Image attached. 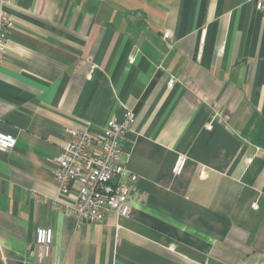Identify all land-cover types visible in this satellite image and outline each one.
<instances>
[{"label": "crops", "instance_id": "obj_1", "mask_svg": "<svg viewBox=\"0 0 264 264\" xmlns=\"http://www.w3.org/2000/svg\"><path fill=\"white\" fill-rule=\"evenodd\" d=\"M5 10L0 132L16 144L0 152V264H264V12L245 0H13ZM128 110L131 214L79 224L66 213L78 185L61 196L54 179L65 129L101 134ZM39 227L53 231L42 263L30 254Z\"/></svg>", "mask_w": 264, "mask_h": 264}, {"label": "built area", "instance_id": "obj_2", "mask_svg": "<svg viewBox=\"0 0 264 264\" xmlns=\"http://www.w3.org/2000/svg\"><path fill=\"white\" fill-rule=\"evenodd\" d=\"M13 0H0V55L10 32L11 17L6 8ZM253 3L258 11L264 12V0H245ZM163 46L171 51L174 47L172 33L164 29L160 37ZM220 48V52L222 51ZM133 56H130L132 61ZM95 64L88 65L85 78L91 79ZM176 81L170 77L168 86L171 87ZM218 113L214 115L207 127ZM135 120V115L128 110L122 121L112 120L101 134L92 136L85 130L66 128L68 141L62 145L61 154L57 158V167L54 179L58 184L61 196L68 195L72 184L78 185L76 194L71 204L66 205L67 215L81 223H102L108 215L128 218L131 214V200L137 196L136 190L121 180L127 174L125 155L122 150V141L130 131ZM16 137L0 132V152L8 153L14 149ZM247 163L252 157L246 159ZM187 162L184 154L176 157L172 167V174L179 176ZM204 174V170L200 172ZM129 180L135 181L136 176L130 175ZM58 207L60 201L56 199ZM58 202V203H57ZM53 231L50 227H39L35 231L33 250L31 256L42 263L49 260L52 255Z\"/></svg>", "mask_w": 264, "mask_h": 264}]
</instances>
